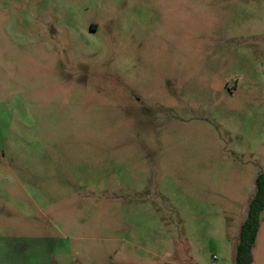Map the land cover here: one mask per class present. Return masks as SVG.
<instances>
[{
	"label": "rangeland",
	"instance_id": "rangeland-1",
	"mask_svg": "<svg viewBox=\"0 0 264 264\" xmlns=\"http://www.w3.org/2000/svg\"><path fill=\"white\" fill-rule=\"evenodd\" d=\"M262 172L264 0H0V264H234Z\"/></svg>",
	"mask_w": 264,
	"mask_h": 264
},
{
	"label": "trees",
	"instance_id": "trees-1",
	"mask_svg": "<svg viewBox=\"0 0 264 264\" xmlns=\"http://www.w3.org/2000/svg\"><path fill=\"white\" fill-rule=\"evenodd\" d=\"M264 210V172L255 180V191L250 198L246 217L240 226L235 248L234 264H251V249L259 227L260 213Z\"/></svg>",
	"mask_w": 264,
	"mask_h": 264
},
{
	"label": "built area",
	"instance_id": "built-area-1",
	"mask_svg": "<svg viewBox=\"0 0 264 264\" xmlns=\"http://www.w3.org/2000/svg\"><path fill=\"white\" fill-rule=\"evenodd\" d=\"M216 260V257L213 256V259H212V263L211 264H214V261Z\"/></svg>",
	"mask_w": 264,
	"mask_h": 264
}]
</instances>
